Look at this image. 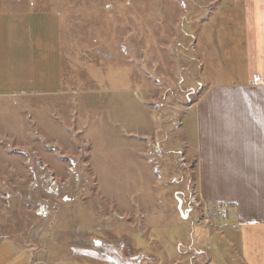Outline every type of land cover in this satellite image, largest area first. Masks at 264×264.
Listing matches in <instances>:
<instances>
[{
  "label": "rangeland",
  "instance_id": "rangeland-1",
  "mask_svg": "<svg viewBox=\"0 0 264 264\" xmlns=\"http://www.w3.org/2000/svg\"><path fill=\"white\" fill-rule=\"evenodd\" d=\"M207 2L0 0L56 13L67 90L0 111V264H242L231 216H181L205 211L179 152L187 109L241 69L226 47L208 64L229 33Z\"/></svg>",
  "mask_w": 264,
  "mask_h": 264
},
{
  "label": "crops",
  "instance_id": "crops-1",
  "mask_svg": "<svg viewBox=\"0 0 264 264\" xmlns=\"http://www.w3.org/2000/svg\"><path fill=\"white\" fill-rule=\"evenodd\" d=\"M207 4L216 7L210 14L229 33L223 39L220 29L224 46L208 64L218 63L222 70L226 47L231 63L241 65L229 75L239 72L240 76L237 81L210 85L187 109L179 152L192 166V190L202 207L227 208L233 220L229 231L238 230L241 263L264 264V0H208ZM55 21V12H0V99L4 102L0 111L10 113L15 110L12 105L25 97L46 95L55 100L67 92ZM4 124L7 128L8 122ZM179 204L185 205L182 200ZM200 212V220H194L199 224L206 214L203 209L188 207L181 216L190 219ZM199 264L220 263L211 257Z\"/></svg>",
  "mask_w": 264,
  "mask_h": 264
},
{
  "label": "built area",
  "instance_id": "built-area-1",
  "mask_svg": "<svg viewBox=\"0 0 264 264\" xmlns=\"http://www.w3.org/2000/svg\"><path fill=\"white\" fill-rule=\"evenodd\" d=\"M152 153L155 152V154H161L162 153V149L160 147V145L158 143H155L153 146H152ZM159 162V161H158ZM41 169L43 171H46L45 170V167H41ZM47 173H51V171H46ZM47 173H45L43 175V178H45L46 181L50 182V184L53 186V188H56L58 189V187H62V186H58L57 185V182H56V178L52 175H49V177L47 176ZM53 188L50 189V191H53ZM194 191V190H193ZM191 192L192 194L195 195V192ZM191 202L195 205V207H201V203L198 201L197 197H194L191 195ZM42 213V212H40ZM205 217L206 219H209L212 221L213 217L215 216H218V217H222L223 219H227L228 218V214L224 211V210H221V209H218V208H212V209H207L205 210ZM209 221V222H211Z\"/></svg>",
  "mask_w": 264,
  "mask_h": 264
},
{
  "label": "trees",
  "instance_id": "trees-1",
  "mask_svg": "<svg viewBox=\"0 0 264 264\" xmlns=\"http://www.w3.org/2000/svg\"><path fill=\"white\" fill-rule=\"evenodd\" d=\"M218 206H220V205H217V207H218ZM117 253H118V252H117ZM116 260H118V259H116ZM109 261H110V262H114V263H118V264H123V263H124L123 261H119V260H118V261H111V260H109Z\"/></svg>",
  "mask_w": 264,
  "mask_h": 264
},
{
  "label": "water",
  "instance_id": "water-1",
  "mask_svg": "<svg viewBox=\"0 0 264 264\" xmlns=\"http://www.w3.org/2000/svg\"><path fill=\"white\" fill-rule=\"evenodd\" d=\"M183 212V211H182Z\"/></svg>",
  "mask_w": 264,
  "mask_h": 264
}]
</instances>
